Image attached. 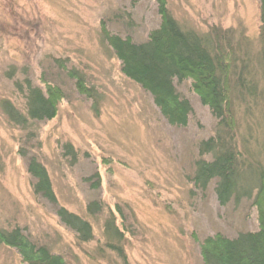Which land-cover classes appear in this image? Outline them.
<instances>
[{
    "label": "rangeland",
    "instance_id": "1",
    "mask_svg": "<svg viewBox=\"0 0 264 264\" xmlns=\"http://www.w3.org/2000/svg\"><path fill=\"white\" fill-rule=\"evenodd\" d=\"M183 28L206 34L229 29L239 82L235 114L246 164L264 162V38L260 0H168ZM135 42L159 27L157 0H0V228L20 227L60 254L66 264H203L200 242L259 229L253 200L222 205L218 179L206 190L192 181L199 143L215 135L217 119L193 91L175 80L194 113L186 127L171 125L153 97L121 70L102 24ZM84 76L94 97L78 92L56 59ZM242 76V79L239 76ZM29 78L62 87L56 117L17 127L3 111L9 100L25 113ZM253 89V93L250 91ZM255 91V92H254ZM48 170L56 201L36 193L29 160ZM211 159V155L205 156ZM97 201L98 204L89 206ZM60 208L92 226L81 242L61 221ZM0 264H28L0 242Z\"/></svg>",
    "mask_w": 264,
    "mask_h": 264
},
{
    "label": "trees",
    "instance_id": "2",
    "mask_svg": "<svg viewBox=\"0 0 264 264\" xmlns=\"http://www.w3.org/2000/svg\"><path fill=\"white\" fill-rule=\"evenodd\" d=\"M157 2L161 23L150 32L146 41L135 42L131 37L113 33L105 23L101 28L102 36L121 61L125 76L152 95L160 113L173 126L186 127L194 113L190 100L181 95L175 80L191 81L193 91L209 106L218 122L215 135L199 143L200 157L195 162L192 181L197 188L206 190L217 178L215 190L222 205L232 199L239 202L249 198L257 207V231L241 232L234 238L217 233L200 242L203 264H264V162L256 167L245 161L250 150L241 141L234 108L236 95L243 94L236 90V86L243 81H236L233 34L220 26L212 27L206 34L183 28L171 14L168 0ZM260 9L264 38V0H260ZM56 62L75 79L79 93L94 97L83 75L69 69L61 58ZM25 81L26 93L21 83H16L25 95V113L9 100L2 101L3 111L10 122L24 129L29 122L56 117L59 104L65 97L59 85L45 82L44 91L33 86L29 78ZM250 91L253 93V89ZM206 155H211V159ZM29 171L38 180L36 193L56 201L48 170L36 157L29 160ZM97 204L94 201L89 210ZM58 214L63 223L77 231L81 242L93 238L88 221L65 208H60ZM0 242L16 248L28 264H66L62 255L51 253L45 246L33 242L20 227L0 228ZM118 257L128 264L123 251H118Z\"/></svg>",
    "mask_w": 264,
    "mask_h": 264
}]
</instances>
